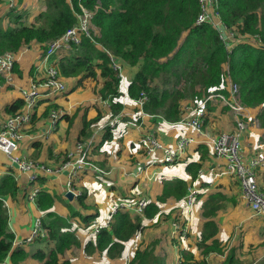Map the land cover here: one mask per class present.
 Returning a JSON list of instances; mask_svg holds the SVG:
<instances>
[{
	"label": "crops",
	"instance_id": "1",
	"mask_svg": "<svg viewBox=\"0 0 264 264\" xmlns=\"http://www.w3.org/2000/svg\"><path fill=\"white\" fill-rule=\"evenodd\" d=\"M45 10V0H13L12 5L7 0H0L1 25L4 28L15 26L11 16L22 11L27 13L19 18V22L24 25L36 24V17ZM43 44L37 41L24 44L14 52L13 66L18 72L12 70L9 74L0 75L3 79L0 81V110L3 114L9 113L6 106L22 99L21 89L43 76L46 66L40 61L41 52L46 48H43ZM73 51L74 47L71 50L62 49L54 58L57 62ZM115 61L120 64L121 77L119 101L122 108L117 113L112 114L109 100L102 99L98 93L105 81L100 75L96 79L62 76L70 90L68 94L64 93L59 104L55 102L57 97H49L55 92L47 93L40 89L33 116L26 124L25 135L15 153L45 168H56V171L42 168L28 172L18 170L0 150V179L11 174L18 184L16 197H0L7 209L8 231L14 235L12 249L21 248L26 253L22 261L13 263L7 256L3 264H41L33 254L38 250L47 254L51 249L53 244L48 240L47 228L43 226L46 232L42 236L31 240L29 237L36 219L41 218L43 223L48 211L63 218L67 225L62 230L73 232L79 242V245L71 246L61 255V259H68L71 264H128L137 247H152L160 264H178L181 250L192 253L193 262L197 263L204 260L203 264H264V217L256 215L242 198L236 177L219 174L225 169V160L216 158L208 143L209 137L234 129V114L218 101H212L207 106L203 131L197 132L185 124L165 120L160 113H148L143 110V104L140 105L127 93V86L138 65ZM223 93L227 95L228 89L224 88ZM198 101L182 100V111L185 106ZM55 107L59 109L60 116L56 127L48 132V113ZM46 108L49 109L47 114L44 113ZM247 108L248 127L240 136L241 159L245 164L256 157L264 158V127L258 119L261 106ZM95 117L99 120L86 129V134H81L84 121ZM148 132L154 133L163 145L171 147L181 134L189 135L195 141L172 167H167L160 151L152 155L146 153L143 137ZM106 134L111 137L102 142ZM93 135L94 147L88 162L101 172L84 170L69 178V168L64 166L66 154L74 148L76 141ZM204 150L207 152L201 157ZM150 157L157 160L148 164L146 161ZM191 162L201 164L195 179L186 169ZM30 174H36L33 181L29 180ZM256 178L259 188L264 189V163L256 167ZM176 179L187 183L186 194L181 198L171 195L165 201L158 202L164 183ZM190 189H196L197 194L188 204L186 196ZM34 190H37V194L30 199L28 195ZM42 191L55 195L50 209L42 210L37 205L38 194ZM68 191L73 193L71 200L66 197ZM83 192L85 206L78 202V196ZM140 200H144V206L157 203L158 213L146 217L143 211L137 212ZM117 205L129 212L133 219H140L143 228L139 237L134 235L126 241L119 256L111 257L106 250L86 254L85 244L96 242L92 227L103 224ZM173 219L186 225L187 234L182 241L172 232ZM209 219L216 224L217 232L206 242L210 244L212 239H217L222 251H211L204 256L198 243L204 223ZM229 253L232 259L227 263Z\"/></svg>",
	"mask_w": 264,
	"mask_h": 264
},
{
	"label": "trees",
	"instance_id": "2",
	"mask_svg": "<svg viewBox=\"0 0 264 264\" xmlns=\"http://www.w3.org/2000/svg\"><path fill=\"white\" fill-rule=\"evenodd\" d=\"M46 10L36 17V24L24 25L19 22L20 15L11 17L15 26L3 27L0 20V54L16 52L24 44L37 41L43 44L61 36L75 21V12L79 10L78 0H45ZM89 9L94 10L92 23L99 34L91 41L82 37L80 44L74 45V51L62 56L57 62L60 76L90 77L97 75L104 78L98 90L102 99L107 98L112 114L121 110L119 101L120 76L112 66V59L123 61L131 66L138 65V70L127 86L128 95L137 99L145 93L142 105L148 113H160L165 120L178 121L183 113L181 101L185 100L183 90L175 85L168 88L154 83L164 73L181 78L188 67L191 74L196 75L200 85L197 99H202L211 91H224V68L240 89L241 101L247 107L261 106L258 119L264 127V0H217V11L223 23L241 34L254 35L260 38L261 45L252 39L236 43L230 51L225 47L218 31L208 22L196 23L200 10L198 0H82ZM96 6V7H95ZM181 40V42H180ZM14 71L18 72L13 66ZM0 81L3 79L0 77ZM23 100L17 99L6 106L9 113L16 112ZM37 105V104H36ZM36 107V106H35ZM49 111L45 110V114ZM99 119L84 121L81 134ZM86 136V135H83ZM110 134L101 141L110 138ZM101 142V143H102ZM207 151H203L201 157ZM201 167L200 162L187 164L191 178L195 179ZM187 183L181 179L165 182L158 202L169 196L181 198L186 194ZM18 184L11 174L0 179V197L10 195L16 197ZM85 192L78 196V202L84 205ZM55 195L39 192L37 205L42 210L53 206ZM159 211L157 203L144 206L143 213L152 217ZM47 219L42 225L47 228L48 240L52 247L47 254L38 250L33 257L41 264H71L68 259H61L64 251L73 245H79L71 231H63L67 225L65 220L52 211L46 213ZM209 218V217H208ZM143 228L139 218L133 219L129 212L121 209L112 215L107 227L96 234V242H88L84 246L86 254L94 250L107 251L111 257L119 256L125 242ZM217 232L212 220L204 223V230L198 246L207 255L211 251L221 252L222 247L217 239L206 241ZM14 235L8 231V215L4 202L0 198V261L9 256L11 262L22 261L26 257L23 249H12ZM182 264H203L193 262V254L181 250ZM229 253L226 262L230 263ZM128 264H160L152 247H137Z\"/></svg>",
	"mask_w": 264,
	"mask_h": 264
},
{
	"label": "built area",
	"instance_id": "3",
	"mask_svg": "<svg viewBox=\"0 0 264 264\" xmlns=\"http://www.w3.org/2000/svg\"><path fill=\"white\" fill-rule=\"evenodd\" d=\"M11 5L13 0H7ZM200 10L196 18V23H210L217 31L225 44L228 51L242 40L252 39L256 45H261L260 38L257 34L247 35L241 34L236 30L230 29L221 20L217 11V0H198ZM96 7V6H95ZM79 10L75 12L76 21L69 27L61 36L50 40L46 43V48L42 51L40 57L41 63H45L43 76L30 83L26 88L21 89L23 103L21 107L14 113L3 114L0 110V150L3 151L11 162H13L18 170L28 172L34 168H42L48 171H56L57 169L45 168L37 164L32 159L24 156H19L15 153L19 141L25 135L26 124L31 121L35 106L40 96V89L47 93L60 92L65 89V84L60 78L56 60L54 55L62 50H71L74 45L80 44L82 37H88L94 41V37L99 34L98 30L92 23L94 10L87 8L82 0H78ZM14 53L5 52L0 54V75L11 73L14 65ZM112 66L120 76V64L113 57ZM225 83L221 88L228 89V94L225 95L222 91H211L200 99L195 104H189L184 107L178 123L185 124L193 128L197 132L203 131V122L207 112V106L212 101H218L223 106L227 107L235 117L234 129L228 132H220L217 135L209 137L208 143L211 145L212 152L216 158L225 160V169L219 174H230L237 178L242 198L248 203L251 210L258 216L264 217V189H260L256 178V167L264 163L263 157H256L249 163L245 164L242 161L240 151V136L248 127L249 112L247 106L241 101L240 89L238 84L232 81L227 66L224 68ZM146 99L145 93H141L136 101L142 105ZM60 116L59 110L51 109L48 113L50 120V128L48 132L56 127V122ZM93 136L76 141L74 148L66 154L64 166L69 168V178L75 176L78 172L84 170H92V172H101L98 168L92 167L88 160L92 148L94 147ZM146 153L152 155L160 151L161 159L164 160L167 167H172L178 158L186 151L187 147L195 140L193 137L181 134L176 139L173 147L163 145L152 132H148L143 137ZM157 159L150 157L146 163L150 164ZM36 174H30L29 180L33 181ZM37 194V190L32 191L28 197L33 199ZM197 194L196 189H190L186 196V201L191 204ZM144 200L137 203L136 210L143 211ZM122 206H115L110 217L101 225H94L92 228L93 235L99 233L101 228L107 227L112 219V215L117 212ZM172 232L176 233L182 241L187 234L186 225L180 223L179 220H173ZM46 230L43 228L42 219L37 218L32 234L29 240L42 236ZM140 231L135 233V237H139ZM182 258L178 257V264H182ZM0 261V264H3ZM128 263V262H127Z\"/></svg>",
	"mask_w": 264,
	"mask_h": 264
},
{
	"label": "rangeland",
	"instance_id": "4",
	"mask_svg": "<svg viewBox=\"0 0 264 264\" xmlns=\"http://www.w3.org/2000/svg\"><path fill=\"white\" fill-rule=\"evenodd\" d=\"M25 11V10H24ZM27 12H23L20 13L21 17L25 16ZM17 14V15H20ZM24 18V17H23ZM27 21V20H26ZM181 42V40H180ZM42 54V52H41ZM41 57V56H40ZM123 68V67H122ZM189 69H187V72H185V76H182L181 78L178 79V77H176L175 75H172L170 73H164L161 77V79L157 78L154 83H158L159 85H161V87H163L162 83H165L164 87L168 88L169 90H172L175 88V85H177L178 88H180L181 90H183V94H184V98L186 100H189L191 102H194L195 100H197V96L196 93L199 92L198 90L200 89V85L198 83V79H196V75L193 76L191 74L192 68L188 67ZM61 80L64 82L65 84V89L63 91L60 92H55L52 95H50V99H54L55 97H57L55 99V102L57 104H59V101L64 97V93H69L70 87L67 84L66 80L64 79V77H60ZM57 109V107H55ZM59 110V109H57ZM20 143L22 142V139L19 141ZM6 159H3V161H5ZM7 162V161H5ZM8 164V163H7ZM98 174V173H97ZM75 180V179H74ZM137 211V210H136ZM139 212V211H137ZM175 220V219H173ZM176 221V220H175ZM93 228V227H92ZM92 232V229H91ZM93 234V233H92Z\"/></svg>",
	"mask_w": 264,
	"mask_h": 264
},
{
	"label": "water",
	"instance_id": "5",
	"mask_svg": "<svg viewBox=\"0 0 264 264\" xmlns=\"http://www.w3.org/2000/svg\"><path fill=\"white\" fill-rule=\"evenodd\" d=\"M66 197H67L69 200H71V199L73 198V193H72V191H68V192L66 193Z\"/></svg>",
	"mask_w": 264,
	"mask_h": 264
}]
</instances>
